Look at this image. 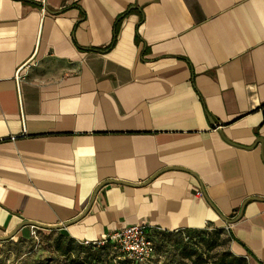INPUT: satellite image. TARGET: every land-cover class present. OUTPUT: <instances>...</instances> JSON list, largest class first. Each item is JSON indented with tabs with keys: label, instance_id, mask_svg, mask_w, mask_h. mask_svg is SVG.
Listing matches in <instances>:
<instances>
[{
	"label": "crops",
	"instance_id": "crops-1",
	"mask_svg": "<svg viewBox=\"0 0 264 264\" xmlns=\"http://www.w3.org/2000/svg\"><path fill=\"white\" fill-rule=\"evenodd\" d=\"M77 218L264 264V0H0V237Z\"/></svg>",
	"mask_w": 264,
	"mask_h": 264
},
{
	"label": "rangeland",
	"instance_id": "rangeland-1",
	"mask_svg": "<svg viewBox=\"0 0 264 264\" xmlns=\"http://www.w3.org/2000/svg\"><path fill=\"white\" fill-rule=\"evenodd\" d=\"M155 255L147 262L133 264H216L229 251L226 230L165 232L152 229ZM85 249L58 230L30 228L12 239L0 242V264H128L116 245L102 252V259L89 263ZM228 261L238 264L231 257Z\"/></svg>",
	"mask_w": 264,
	"mask_h": 264
},
{
	"label": "built area",
	"instance_id": "built-area-1",
	"mask_svg": "<svg viewBox=\"0 0 264 264\" xmlns=\"http://www.w3.org/2000/svg\"><path fill=\"white\" fill-rule=\"evenodd\" d=\"M150 231L149 226L133 224L115 230L100 240H85L80 243L84 246H100L112 242L126 258L136 263H143L149 261L155 252V243L149 235Z\"/></svg>",
	"mask_w": 264,
	"mask_h": 264
},
{
	"label": "trees",
	"instance_id": "trees-1",
	"mask_svg": "<svg viewBox=\"0 0 264 264\" xmlns=\"http://www.w3.org/2000/svg\"><path fill=\"white\" fill-rule=\"evenodd\" d=\"M179 231V230H178ZM183 231H188L190 232L191 230H183ZM193 231V230H192ZM197 231V230H194V232ZM60 232V231H59ZM176 232V231H175ZM151 234H152V230L150 231L149 235L151 237ZM69 237V236H68ZM70 238V237H69ZM72 239V238H71ZM78 244L83 248L85 249V252H86V260L89 262V263H97V262H100L101 259H102V252L104 250L107 249V246L109 245H115L113 244L112 242H106L105 244L103 245H100V246H84L82 245L81 243L78 242ZM154 255H155V252H154ZM153 255V256H154ZM124 256V255H123ZM232 258L233 260L237 261L238 264H247L246 260L244 258H241V257H237V256H234L231 252H226L225 254H223V256H221V258L219 259V261L216 263V264H232L231 262L228 261V258ZM153 258V257H152ZM151 258V259H152ZM124 259H126L128 261V264H133V263H136L128 258H126L124 256ZM150 259V260H151ZM77 264H83V262H77Z\"/></svg>",
	"mask_w": 264,
	"mask_h": 264
},
{
	"label": "water",
	"instance_id": "water-1",
	"mask_svg": "<svg viewBox=\"0 0 264 264\" xmlns=\"http://www.w3.org/2000/svg\"><path fill=\"white\" fill-rule=\"evenodd\" d=\"M78 220H79V218L72 220L70 222H66V223L58 224V225H43V224H39V223H35V222L24 221L21 224H19L14 230L9 232L8 234L1 236L0 242L12 239L18 233V231L24 226H30V227H34L37 229H43V230H61L63 228L68 227L69 225L75 223Z\"/></svg>",
	"mask_w": 264,
	"mask_h": 264
}]
</instances>
